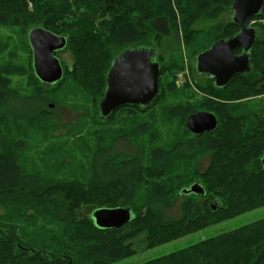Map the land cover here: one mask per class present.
Segmentation results:
<instances>
[{"label":"trees","instance_id":"obj_1","mask_svg":"<svg viewBox=\"0 0 264 264\" xmlns=\"http://www.w3.org/2000/svg\"><path fill=\"white\" fill-rule=\"evenodd\" d=\"M232 1L0 0V27L18 26L24 31L29 27L41 26L55 34L65 36L67 39L65 48L70 50L73 61L69 66L63 64V71L71 74L76 66H79L83 69L84 76H90V81H85V84L90 85V90L96 87L102 90L105 73L116 53L135 46L153 47L160 51L157 46L176 43L179 36L183 37L187 45L194 39L195 32L192 28L194 22L201 18L215 19L228 10L231 13ZM250 19L253 26L261 23L264 26L262 22L264 3L260 12ZM76 28L84 30L88 35ZM237 30V25L228 20L225 23L220 21L210 31L214 40L217 37H230ZM107 45L111 47H108L109 52ZM201 50L192 52V55ZM252 66L257 73L264 75V38L255 40L253 44ZM6 68V73L14 70V67L8 64ZM180 69L182 57L177 56L176 52H172L165 61L159 63V94L151 105L154 106L163 100L167 91L176 92L174 80L168 76ZM32 74L35 77L33 71ZM10 91L5 83L0 81V118L7 113H16L18 116L34 119L42 126V117L36 112L40 109V103L38 108L33 107L34 103L28 106L23 103L33 100L32 98L41 100V95L35 93L20 97L11 94ZM204 91L206 97L204 103L202 102V108L212 105L213 110L217 111L219 108L230 106L229 101L245 99L264 92V77H235L223 89L213 90L208 87ZM135 107L146 106L131 105V108ZM120 108L125 107L118 109ZM190 111L186 110L185 115ZM253 123V128L244 130L240 120L228 119L221 128L217 123L213 132L193 135V141H177L168 150L155 147L149 153L153 164L144 168L138 159L143 154L142 148L133 146L124 137H116L109 146H99L95 150L89 189L83 188L80 183L54 181L48 182L43 188L39 187L34 175L21 170L15 151L1 149L0 135V200L10 201L14 198L16 190L32 193L36 198L47 199L57 206L55 209H48L50 216L72 227L68 235L69 240L76 245L79 244V249L86 256L98 260L94 264L119 260L264 204V168L260 163L264 150V115H254ZM120 139L125 142H120ZM117 144L119 147L116 149ZM126 144L135 151H128ZM188 144L193 147L191 154L198 149L209 152L206 168L199 172L193 171L200 179L195 181H199L203 186L204 194L179 195L183 199L178 206L179 214L174 216L169 209L178 198L177 193L188 187L194 178L186 184L172 187L171 180L179 179V175L161 181H157L156 175L160 176L172 159L190 154L181 149ZM121 155L130 159L109 165L108 168L98 167L97 162L100 158L109 164V161ZM143 171L153 179L149 181L145 190L143 204L136 209L129 206L134 218L119 228L97 227L90 218L91 210L101 206L131 204ZM191 195L195 196V199L190 200ZM212 198L214 199L211 200ZM0 204L3 209V203ZM82 208L85 209V214L81 216L77 214V210ZM14 235L12 230L8 233L0 229L5 246H8L7 240ZM17 246L18 250L23 252L17 255L23 256L24 253L36 251L32 247L21 245V242L17 243ZM24 257L23 263L16 264L71 263L70 260L65 261L58 253H49L46 258L38 254L30 258ZM12 260L9 247L0 249V264H13ZM143 264H264V218L220 232Z\"/></svg>","mask_w":264,"mask_h":264},{"label":"rangeland","instance_id":"obj_2","mask_svg":"<svg viewBox=\"0 0 264 264\" xmlns=\"http://www.w3.org/2000/svg\"><path fill=\"white\" fill-rule=\"evenodd\" d=\"M229 12V10L225 11L215 19L201 18L194 22L192 24L195 32L194 39L187 45L182 36H179L176 43L155 45L161 49L157 51L158 55L156 54L159 63L165 61L172 52H176L177 56L182 57V69L168 76L174 80L176 92L167 91L163 100L154 106L149 104L145 108H120L105 118H101L97 110V104L102 94L97 92V87L96 94H94L95 88L90 90V85L85 84V81H90V76H84L81 67L76 66L71 74H67L64 70L63 78L55 85L41 83L33 76L30 66V48L26 41V34L30 27L22 31L18 26H1L0 81L5 83L9 91L11 90V94L27 97L39 93L42 97L41 100L32 98L33 100L23 102L27 106L34 103L33 107L35 108H38L40 103V109H37L36 112L42 117V126L36 120L18 116L16 113H7L0 118L1 149L15 151L21 170L34 175L41 188L48 182L54 181L80 183L83 188L89 189L95 150L99 146H109L116 137H124L133 146L142 148L143 154L138 158L142 168L153 164L149 154L151 149L159 147L168 150L177 141H193L194 136L184 123L186 110L213 111L217 117L219 128L225 126L224 121L234 118L243 123L244 128L242 129L253 128L254 115H264V92L245 99L229 101L230 106L219 108L217 111L213 110L212 105L202 108L206 91H204L201 79L197 77L194 68L195 55H192V52L203 50L209 44L213 37L210 30L215 28L220 21L225 23L230 20ZM255 28L257 37L264 38L263 23L257 24ZM76 29L88 35L84 30ZM108 47L110 45H107V52L111 48ZM59 57L66 66H69L73 61L68 48ZM7 64L14 67V70L6 73ZM66 66L64 67L66 68ZM120 142L124 143L125 141L120 139ZM126 145L128 151H135L128 144ZM118 147L117 144L116 149ZM181 149L190 154L172 159L167 169L160 176L156 175L157 181L167 177L172 179L179 175V179L171 180V185L174 187L186 184L193 178L190 183L200 180L193 171L199 172L206 168L209 162V152L198 149L191 154L193 147L190 144L181 147ZM128 159L130 158L121 155L109 161L108 164L100 158L97 164L99 168L104 169L109 165H116ZM140 178L141 182L137 186L134 200L125 206H132L136 209L143 204L145 190L153 177L143 171ZM33 196L32 193L16 190L14 198H11L10 201L0 200V203H3V209L0 206V229L8 231V233L9 230H12L15 233L7 240L8 246L3 244L0 236V249L9 247L12 263H23L24 256L30 258L37 254L46 258L49 253L60 254L65 261L70 260V264L97 263L98 260L86 256L79 249V244L76 245L69 240L68 235L71 233L72 227L68 223H63L50 216L48 209H55L57 206L45 198H36L35 196L34 198ZM214 198L220 200L216 196ZM181 199L183 197L178 196L169 209L174 216L179 214L178 206ZM189 199H195V196L191 195ZM83 208L77 210L78 215L85 214ZM262 218H264V204L230 219L219 220L215 224L207 225L193 233L104 264H143L148 260L187 247L220 232ZM20 242L21 245L32 247L36 251L24 253L23 256L17 255L23 254L18 250L17 243Z\"/></svg>","mask_w":264,"mask_h":264},{"label":"water","instance_id":"obj_3","mask_svg":"<svg viewBox=\"0 0 264 264\" xmlns=\"http://www.w3.org/2000/svg\"><path fill=\"white\" fill-rule=\"evenodd\" d=\"M264 0H233L230 4L231 20L238 31L230 37L219 38L204 51L194 57L197 73L212 76L217 86H226L236 74L249 70L250 50L255 39V32L248 20L262 9ZM27 41L31 53V66L35 77L47 84L59 82L63 75L60 60L54 52L66 45V37L55 34L41 26L28 30ZM241 48L240 54L233 51ZM157 51L153 47L135 46L122 50L116 55L105 73V86L97 110L101 118L112 111L127 105L145 107L159 94V62ZM186 128L194 135L213 131L217 126L216 116L206 110L190 113L185 120ZM264 168V150L260 157ZM203 195L204 188L199 181L182 188L181 194ZM214 207V206H213ZM93 223L103 229L119 228L134 218L129 206H101L91 210Z\"/></svg>","mask_w":264,"mask_h":264},{"label":"flooded vegetation","instance_id":"obj_4","mask_svg":"<svg viewBox=\"0 0 264 264\" xmlns=\"http://www.w3.org/2000/svg\"><path fill=\"white\" fill-rule=\"evenodd\" d=\"M230 20H231V14H230ZM249 26H252L253 28H254V32H255V39H254V42H255V40H257V39H259L258 37H257V35H256V26H253L252 25V19H249L248 20V23H247ZM238 31V30H237ZM236 31V32H237ZM235 32V33H236ZM229 37V36H228ZM219 38H222V37H217L216 39H214V40H212L210 43H209V45L205 48V49H203V50H201V51H204V50H206V49H208L209 47H210V45L214 42V41H216V40H218ZM67 40V39H66ZM254 42H253V44H254ZM253 47V46H252ZM64 51H66V48L64 47V48H62V49H60V50H57V51H55L54 52V55L60 60V63H61V65H62V68H63V60L59 57L60 56V54L61 53H63ZM200 51V52H201ZM121 52V51H120ZM120 52H118V53H116V55H118ZM233 53L234 54H240L241 53V48L239 47V48H237V49H235L234 51H233ZM30 55H31V53H30ZM116 55H114L113 57H112V59L116 56ZM250 58H251V62H250V66H249V70L247 71V72H245V73H242V74H236V75H234L233 76V78H232V80L235 78V77H264V75H262V74H259V73H257L255 70H254V68H253V66H252V48H251V50H250ZM112 59H111V61H112ZM64 72V71H63ZM197 74V77H199L200 79H201V81H202V83H203V88L205 89V88H208V87H211L213 90H220V89H223L224 87H227L231 82H232V80L226 85V86H224V87H220V86H217L215 83H214V80H213V78H212V76L211 75H209V74H207V73H204V72H201V73H196ZM62 78H63V75H62ZM61 78V79H62ZM104 81H105V77H104ZM41 82V81H40ZM41 83H43V82H41ZM201 83V84H202ZM44 84H47V83H44ZM48 85H55V84H48ZM104 86H105V82H104ZM103 90H104V87H103V89L102 90H99L98 89V93H101V94H103ZM93 93L94 94H96V88L93 90ZM122 107V106H121ZM125 108H130L131 107V105H127V106H124ZM118 109V108H117ZM116 110V109H115ZM197 110H202V109H197ZM197 110H194V111H190L186 116H185V119H184V123H185V120H186V117L190 114V113H192V112H195V111H197ZM207 111V110H206ZM209 112H212V111H209ZM213 113V112H212ZM214 114V113H213ZM215 115V114H214ZM216 116V115H215ZM217 118V117H216ZM217 123H218V120H217ZM185 127H186V125H185ZM215 130V129H214ZM213 130V131H214ZM213 131H208V132H213ZM204 133H206V132H204ZM203 134V133H202ZM194 135V134H193ZM201 135V134H200Z\"/></svg>","mask_w":264,"mask_h":264}]
</instances>
